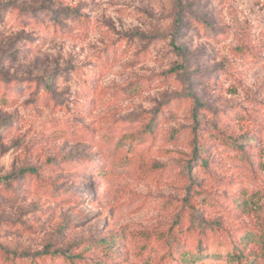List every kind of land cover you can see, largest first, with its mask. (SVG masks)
Wrapping results in <instances>:
<instances>
[{"label":"rangeland","instance_id":"rangeland-1","mask_svg":"<svg viewBox=\"0 0 264 264\" xmlns=\"http://www.w3.org/2000/svg\"><path fill=\"white\" fill-rule=\"evenodd\" d=\"M263 236L264 0H0V264H264Z\"/></svg>","mask_w":264,"mask_h":264},{"label":"trees","instance_id":"trees-1","mask_svg":"<svg viewBox=\"0 0 264 264\" xmlns=\"http://www.w3.org/2000/svg\"><path fill=\"white\" fill-rule=\"evenodd\" d=\"M70 16H71V15H68V17H70ZM263 237H264V236H263ZM263 237H262V238H263ZM263 256H264V255H263Z\"/></svg>","mask_w":264,"mask_h":264}]
</instances>
